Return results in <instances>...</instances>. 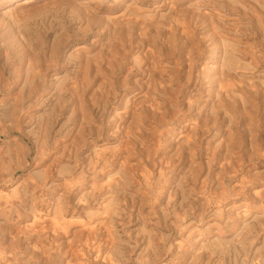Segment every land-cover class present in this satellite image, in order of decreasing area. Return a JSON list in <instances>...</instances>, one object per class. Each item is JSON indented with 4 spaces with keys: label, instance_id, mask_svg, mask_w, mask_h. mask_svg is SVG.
<instances>
[{
    "label": "rangeland",
    "instance_id": "1",
    "mask_svg": "<svg viewBox=\"0 0 264 264\" xmlns=\"http://www.w3.org/2000/svg\"><path fill=\"white\" fill-rule=\"evenodd\" d=\"M23 1L0 0V264H264V0Z\"/></svg>",
    "mask_w": 264,
    "mask_h": 264
},
{
    "label": "bare ground",
    "instance_id": "2",
    "mask_svg": "<svg viewBox=\"0 0 264 264\" xmlns=\"http://www.w3.org/2000/svg\"><path fill=\"white\" fill-rule=\"evenodd\" d=\"M13 1H15V0H7V2H13ZM118 1V3L119 4H121L122 2H123V0H117ZM35 2V0H24L23 1V3H15V7H17V8H20V9H24L26 6H28V5H30V4H33ZM120 17V16H119ZM222 48H218L216 51H214V52H220V50H221ZM77 51H79L80 53H83L84 52V46H78V48L76 49ZM228 55V54H227ZM217 55H215V54H212L211 55V57H210V60H213V61H217V60H214L215 58H217L216 57ZM212 61V62H213ZM12 183V182H11ZM11 183H7V184H4L3 186L4 187H6V188H10L11 186H13V185H11ZM8 186V187H7ZM14 189H10L9 190V192L10 191H13ZM50 223V222H49ZM52 223V225L54 226V227H57L58 226V224L56 223V222H51ZM81 230L83 231V234L84 235H86V236H88V237H91L92 235H95V230H94V228H91V227H87V226H84V227H82L81 228ZM112 241V239H111V237H109V236H106L105 237V242L106 243H110ZM69 255H70V259L72 260V262H75V263H78V261H79V258H78V255H77V252L76 251H72V250H70L69 251ZM99 255H97V257H98ZM74 263V264H75Z\"/></svg>",
    "mask_w": 264,
    "mask_h": 264
}]
</instances>
